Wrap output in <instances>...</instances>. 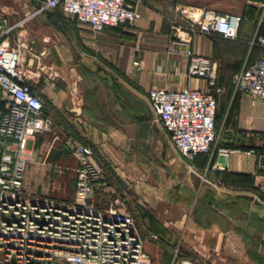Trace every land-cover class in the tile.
Instances as JSON below:
<instances>
[{
  "label": "crops",
  "instance_id": "obj_1",
  "mask_svg": "<svg viewBox=\"0 0 264 264\" xmlns=\"http://www.w3.org/2000/svg\"><path fill=\"white\" fill-rule=\"evenodd\" d=\"M141 1V18L134 28H108L98 34L59 9L38 12L33 0L18 5L26 15L16 23L0 16L8 26L20 23L8 42L19 46L20 68L40 66L38 80L28 84L44 100L57 131L61 132L60 122L76 119L89 127V142L107 155H113L116 146H125L126 138L137 139L144 132L153 139L159 134L148 113L150 89L207 91L204 80L188 77L185 56L167 52L174 37L172 25L186 22L184 13L191 9L235 15L229 11L240 8L238 0ZM259 5L264 0H243L244 11L236 13L242 17L236 39L190 36L192 51L216 66L217 87L222 90L216 119L222 102L233 111L229 118L236 117L235 130L222 139L229 153L199 154L190 162L165 132L161 163L118 162L134 171L128 174L134 181L127 189L143 205L121 207L132 214L137 228L149 230L167 249L175 244L181 249V260L190 263L264 264V181L259 178L264 149L246 137L249 133L264 138V101L234 93L231 87L242 63H253L262 54L260 46L252 44L256 35H264L262 13L255 8ZM219 117L223 121L227 116ZM137 120L138 127L133 125ZM144 125L142 132L139 127ZM43 161L38 155L35 163Z\"/></svg>",
  "mask_w": 264,
  "mask_h": 264
},
{
  "label": "built area",
  "instance_id": "obj_2",
  "mask_svg": "<svg viewBox=\"0 0 264 264\" xmlns=\"http://www.w3.org/2000/svg\"><path fill=\"white\" fill-rule=\"evenodd\" d=\"M33 1L38 12L59 9L95 34L108 28H134L141 18V0ZM184 15L186 22L172 25L174 37L166 50L185 56L188 77L204 80L208 89L152 88L147 101L173 147L191 162L199 154L227 155L229 150L219 140L215 124L216 66L192 51L190 36L236 39L242 17L208 8L191 9ZM19 24L8 26L0 19V264H153L132 214L119 200L108 205L97 200L96 195L106 193L110 184L89 146L64 143L75 159L71 201L63 203L26 193L24 175L33 159L30 144L37 135L51 131L53 125L44 100L20 72L19 46L8 42ZM252 44L263 52L255 62L242 63L231 86L234 93L264 101V36L256 35ZM133 66L139 68L140 63L134 61ZM259 178L264 181V168ZM174 264L194 263L181 260L176 249Z\"/></svg>",
  "mask_w": 264,
  "mask_h": 264
},
{
  "label": "rangeland",
  "instance_id": "obj_3",
  "mask_svg": "<svg viewBox=\"0 0 264 264\" xmlns=\"http://www.w3.org/2000/svg\"><path fill=\"white\" fill-rule=\"evenodd\" d=\"M26 0H0V16L6 17L10 21L15 23L22 20L26 15V12L20 8L18 5ZM251 1V0H250ZM243 0H238L236 3L240 8L237 10L229 11L231 13H241L244 11L242 9ZM12 7V8H11ZM259 9V13H263L264 7L262 5L256 6ZM187 13V12H186ZM198 55V54H197ZM38 65H30L26 69L20 68V72L26 77L27 83H32V81L38 80ZM232 87V86H231ZM222 93V90L218 88V95ZM218 111V117L216 121V129L218 138L220 141L223 139V135L226 133L231 134L232 130H235L236 117H230L233 112L231 107H227L225 102L220 104ZM47 111L50 112L49 107ZM150 113L153 118L152 126L156 127L159 134L153 139L148 135L144 134L143 130L146 129L145 125L139 127L143 133L142 137L126 138L125 146H116L112 153L113 155H107L105 152L100 150V146L92 145L87 139V127L83 125L78 120H67L65 119L62 124L61 132L57 131L55 123L52 120V130L39 134L34 138V141L30 144V149L33 150V159L27 163L25 175H24V188L26 193L32 197L43 198L53 201H62L67 203L71 201L74 194V182H75V159L71 154L66 153L62 150L64 143L66 141H71L76 144H83L89 146L94 154L96 161L99 163L104 175L109 181L108 193L99 192L97 198L100 197V202L103 204L115 203L116 200L121 202V206H125L128 210L133 206H139V199L136 198L134 193H130L127 189L128 185L134 181V177H128L129 173L134 172L133 170L127 171L124 167H120L123 161H137V162H153L161 163L163 159V154L160 152L161 138L163 133L166 131L162 128L160 123L157 121L154 113ZM227 116L225 120L221 121V116ZM49 117L50 113L47 114ZM62 118L64 116H61ZM52 119V118H51ZM64 119V118H63ZM136 127L139 126L138 120L133 123ZM127 127L129 130L133 129L130 126ZM89 128V127H88ZM62 135V136H61ZM141 135V133H140ZM246 137L250 140L260 143L261 149H264V145L261 142L264 138L261 135H254V138L248 133ZM168 138L171 142L170 136ZM127 146V147H126ZM158 147V150L155 148ZM44 157V161L41 165L35 163L37 156ZM116 159H114V158ZM120 162V164L118 163ZM141 179L138 178L136 182H140ZM135 198V199H134ZM143 206V205H140ZM139 233L142 237L144 243L145 251L150 255L154 264H174V252L177 248L175 244H172L169 249L162 246L158 242L150 231H146L142 226L138 227ZM176 239L179 238V234L176 235ZM176 239H173L176 240ZM179 257L181 259V249H177ZM151 252L154 256H151ZM154 257V259H153ZM169 257V258H168ZM169 259V260H168ZM169 262V263H168Z\"/></svg>",
  "mask_w": 264,
  "mask_h": 264
},
{
  "label": "water",
  "instance_id": "obj_4",
  "mask_svg": "<svg viewBox=\"0 0 264 264\" xmlns=\"http://www.w3.org/2000/svg\"><path fill=\"white\" fill-rule=\"evenodd\" d=\"M62 150L65 151L66 153H69L68 149L63 146ZM264 168V156H261L259 159V171L262 172Z\"/></svg>",
  "mask_w": 264,
  "mask_h": 264
},
{
  "label": "trees",
  "instance_id": "obj_5",
  "mask_svg": "<svg viewBox=\"0 0 264 264\" xmlns=\"http://www.w3.org/2000/svg\"><path fill=\"white\" fill-rule=\"evenodd\" d=\"M258 1V0H257ZM264 36V35H263ZM261 48V47H260ZM262 49V48H261ZM262 52H263V49H262ZM216 121H217V119L215 118V124H216Z\"/></svg>",
  "mask_w": 264,
  "mask_h": 264
}]
</instances>
